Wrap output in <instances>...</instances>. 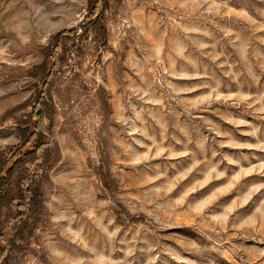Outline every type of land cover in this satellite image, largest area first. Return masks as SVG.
<instances>
[{
    "label": "rangeland",
    "instance_id": "1",
    "mask_svg": "<svg viewBox=\"0 0 264 264\" xmlns=\"http://www.w3.org/2000/svg\"><path fill=\"white\" fill-rule=\"evenodd\" d=\"M88 2L0 0V158L76 29L47 152L7 161L0 264H264V0H107L101 30Z\"/></svg>",
    "mask_w": 264,
    "mask_h": 264
},
{
    "label": "trees",
    "instance_id": "2",
    "mask_svg": "<svg viewBox=\"0 0 264 264\" xmlns=\"http://www.w3.org/2000/svg\"><path fill=\"white\" fill-rule=\"evenodd\" d=\"M102 2L105 4L107 0H89L88 4L90 6L89 12L85 15L83 21L93 25L98 30H101V21L99 15V6H101ZM103 29V27H102ZM76 33V29H68L61 30L56 35V42L50 49H47V57L51 59V63L49 67L45 71V63L39 66L42 70L44 80L39 88L37 95L35 97V101L33 103L30 118L33 122V130L26 136H24L23 141L16 146L11 154L7 157L1 156L0 160V201L1 203L5 200H8V188L10 186V177H11V169L7 168V161L9 158L11 160L14 159L15 163H20L22 160V156L25 153L32 152L36 154L37 157H42L47 152L48 142H44L43 137L51 138L49 127L46 123L49 114V107L51 103V96L48 93L49 81L52 77L53 72L59 66L61 61V55H59V51L62 50V38H66L68 36L74 35ZM48 64V61H47ZM31 144V147L26 151L22 152L23 147ZM23 154V155H22ZM34 175V173H33ZM30 179V180H29ZM32 176H22L20 184L22 187H25L20 192L19 198L14 202H12V207L15 210L17 215V219L21 220L23 217L27 216L32 202L38 200L40 198L39 188L34 187L30 190L28 188L32 184ZM31 191V192H30ZM28 192L31 195L28 197Z\"/></svg>",
    "mask_w": 264,
    "mask_h": 264
}]
</instances>
